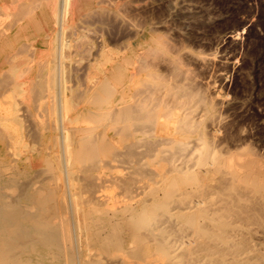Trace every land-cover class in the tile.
<instances>
[{"label": "bare ground", "instance_id": "6f19581e", "mask_svg": "<svg viewBox=\"0 0 264 264\" xmlns=\"http://www.w3.org/2000/svg\"><path fill=\"white\" fill-rule=\"evenodd\" d=\"M105 11L0 0V264H264L263 161L215 146V101L167 41L81 30Z\"/></svg>", "mask_w": 264, "mask_h": 264}, {"label": "rangeland", "instance_id": "374dc122", "mask_svg": "<svg viewBox=\"0 0 264 264\" xmlns=\"http://www.w3.org/2000/svg\"><path fill=\"white\" fill-rule=\"evenodd\" d=\"M91 1L106 10L98 21L103 17H114L108 20L112 24L119 21L110 23L111 27L106 20H100L101 24L86 21L80 24L81 30L88 35L91 32L89 37L112 52L129 44L127 41L133 42L135 33L142 39L150 33L167 41L184 55L197 87L215 101L219 115L215 146L231 151L250 149L264 163V0ZM25 144L32 145L28 139ZM24 181L17 180L16 192ZM263 222L259 231L262 253Z\"/></svg>", "mask_w": 264, "mask_h": 264}]
</instances>
